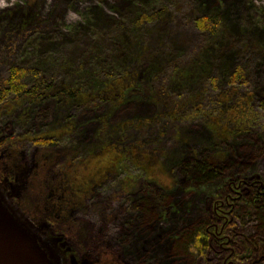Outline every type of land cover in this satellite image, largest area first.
<instances>
[{"label":"rangeland","instance_id":"1","mask_svg":"<svg viewBox=\"0 0 264 264\" xmlns=\"http://www.w3.org/2000/svg\"><path fill=\"white\" fill-rule=\"evenodd\" d=\"M3 3L10 5L3 7ZM196 12L220 16L219 34L201 32L193 21ZM153 13L162 16L138 23L142 14ZM225 28H230L226 35L234 45L221 53ZM112 52L121 59L114 72L124 74L126 69L131 74L132 83L121 102L107 105L85 99L74 107L60 106L50 98L37 103L30 121L20 124L15 119L21 108L7 107L0 110V142L15 130L32 127L41 132L68 112L74 121L62 139L68 146L92 147L101 135L127 129L137 144L152 141L165 130L162 117L172 104L168 98L190 96L185 103L206 104L210 102L206 95L216 93L212 78L224 89L239 66L246 69L250 82L241 86L240 94L254 91L259 119L226 141L216 140L207 120L180 122V137L165 151L175 158H163L170 180L141 177L126 201H112L116 218L111 222L93 211L75 213L73 218L86 222L84 237L79 231L67 234L57 229L55 233L70 240L73 252H88L97 261L100 251L109 246L129 264H199L202 258L189 244L196 232L210 226L214 201H224L232 182L238 183L241 193L234 214L244 233L249 239L264 238V206L255 201L253 186L264 185V0H0V83L13 64L38 67L48 75L64 62L73 75L87 68L85 77L80 76L91 86L96 84L93 78L103 80L104 69L113 66ZM83 57L89 59L82 67ZM93 64L99 78L89 74ZM57 73L62 81L64 71ZM147 119L156 125L151 134L142 136L137 125ZM26 148L22 160L32 166L35 149L30 142ZM200 159L212 173L204 180L182 167ZM1 182V190L18 209L12 199L18 183L6 189ZM114 182L99 187L96 196Z\"/></svg>","mask_w":264,"mask_h":264},{"label":"trees","instance_id":"2","mask_svg":"<svg viewBox=\"0 0 264 264\" xmlns=\"http://www.w3.org/2000/svg\"><path fill=\"white\" fill-rule=\"evenodd\" d=\"M161 16L159 13L142 14L138 23L157 20ZM193 21L201 32L213 35L219 34L223 25L220 16L205 15L201 12H196ZM229 29L225 28L226 38L223 39L225 44L220 47L221 53L224 47L234 45L233 38L226 35ZM112 55L113 66L104 69L103 80L97 82V79L93 78L96 84L93 82L94 85L91 86H87L83 81L87 68L82 72L74 71L76 75H73L70 67H66L67 64L62 62L47 75L38 67L13 64L8 68L7 78L0 83V110L3 111L7 107L21 108L19 116L15 119L16 124H20L30 121L32 110L37 103L50 98L60 106L72 104L76 107L79 101L85 99H88L86 102L117 104L125 98L132 80L126 69L124 74L114 72L120 67L121 59L113 52ZM87 59L89 58L83 57L82 67ZM59 69L64 71L62 81L57 78ZM95 69V64L91 65L89 74L99 78ZM212 84L216 93L208 94V91H204V95L208 94L206 97L210 100L206 104L185 103L184 98L190 96H178L176 100L168 98V102L172 104L162 117L165 123L161 128L165 130L152 141L137 144L127 129L119 133L101 135L98 137L99 143L92 147L68 146L62 139L66 133L69 134L71 128L73 129V116L69 112L60 120H53L52 124L41 132L32 130V127L22 131L15 130L0 142L1 184L8 189L13 183H18L17 195L14 194L13 198L11 194L12 199L21 213L29 217L36 227L42 228L45 223L50 222L49 225L54 230L58 229L67 234L79 231L81 237L85 236L86 230L83 226L86 222L73 218L75 213L93 211L97 217L111 222L113 217L116 218V214L113 215L112 201H126L128 196L135 193L141 177L170 180L164 164L166 159L173 155H167L165 151L171 142L180 137V129L177 128L180 122L186 119L207 120L216 140L226 141L230 135L245 129L251 122L258 121L254 91L247 95L240 94L241 86L250 85L243 66L234 69L228 79V86L224 89L217 85L218 79L215 77L212 78ZM261 106L264 108V101ZM155 122L153 119H147L138 123L137 126L142 128V136L151 134ZM159 123L161 125V122ZM29 142L35 149L34 153H31L32 166L30 162L22 160ZM206 163L200 159L183 163L182 167L194 173L198 179L204 180L212 175L211 171L207 173ZM205 174L206 176H203ZM112 180L115 181L114 184H110L107 191L97 197V189ZM237 184L231 182V193L225 196L224 201H214L210 226L196 232L189 244L190 249L201 257L206 258L215 245L223 244L235 251V258L241 254L251 257L259 252L264 259V238L249 239L234 214L235 203L241 194ZM255 188V201L264 206V185L259 184ZM218 219L221 220L220 223ZM66 225L71 227L67 228ZM106 250L100 251L102 253H99L98 264H114L112 249L108 246ZM115 264L121 263L115 260Z\"/></svg>","mask_w":264,"mask_h":264},{"label":"water","instance_id":"3","mask_svg":"<svg viewBox=\"0 0 264 264\" xmlns=\"http://www.w3.org/2000/svg\"><path fill=\"white\" fill-rule=\"evenodd\" d=\"M0 264H62L52 240L42 237L29 218L0 188Z\"/></svg>","mask_w":264,"mask_h":264},{"label":"flooded vegetation","instance_id":"4","mask_svg":"<svg viewBox=\"0 0 264 264\" xmlns=\"http://www.w3.org/2000/svg\"><path fill=\"white\" fill-rule=\"evenodd\" d=\"M221 220L218 219V223ZM46 231V232H44ZM38 232L42 237L52 240L55 244V247L62 258V264H98L100 260H96L95 257H92L88 254V252L79 251L76 252L72 249L70 245V240L66 237L63 239V236H59L55 233V230L50 226L39 228ZM227 237V236H226ZM223 238V237H220ZM68 243V244H67ZM215 245L211 251L207 253L206 258L201 257L202 261L199 264H261L264 262L262 256H260L259 252H256L251 257H245L244 255H239L238 258L234 257L235 251L232 250L229 246L219 244ZM230 249V250H229ZM230 251V252H229ZM112 261L115 264V260L119 263L129 264L125 261H120L119 256L112 251ZM248 256V255H247ZM100 259V258H99ZM97 261V262H96Z\"/></svg>","mask_w":264,"mask_h":264},{"label":"bare ground","instance_id":"5","mask_svg":"<svg viewBox=\"0 0 264 264\" xmlns=\"http://www.w3.org/2000/svg\"><path fill=\"white\" fill-rule=\"evenodd\" d=\"M8 5H10V4H4V3H3L2 6H3V7H6V6H8ZM258 185H259V184H253V186H255V187H257ZM254 239H256V238H254Z\"/></svg>","mask_w":264,"mask_h":264}]
</instances>
